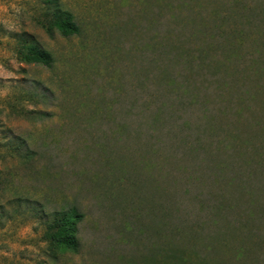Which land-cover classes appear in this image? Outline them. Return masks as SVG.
<instances>
[{
  "label": "rangeland",
  "instance_id": "obj_1",
  "mask_svg": "<svg viewBox=\"0 0 264 264\" xmlns=\"http://www.w3.org/2000/svg\"><path fill=\"white\" fill-rule=\"evenodd\" d=\"M0 0V114L16 158L0 264H264V0ZM27 31L54 57L19 63ZM75 207L78 250L47 234ZM36 212L38 213L37 215ZM161 252V253H160Z\"/></svg>",
  "mask_w": 264,
  "mask_h": 264
},
{
  "label": "trees",
  "instance_id": "obj_2",
  "mask_svg": "<svg viewBox=\"0 0 264 264\" xmlns=\"http://www.w3.org/2000/svg\"><path fill=\"white\" fill-rule=\"evenodd\" d=\"M49 5V10L41 19V25L48 31L56 29L63 36H71L80 32V27L74 20L73 15L57 6L58 0H45ZM9 36L16 40L13 47L15 58L19 63H37L51 67L54 62L53 55L45 49L39 41L36 40L27 31L7 32ZM27 95L14 98H2L3 106L0 108V114L7 111V117L12 112L18 115L27 116L29 111L26 108ZM5 123L0 116V127L5 129ZM8 132L10 130H7ZM5 130L0 138V215L1 217H12L11 212L5 211L6 205L10 203L23 204L32 203L33 206L38 202L36 199L24 197L16 194L13 189L17 171L14 170V160L20 158L29 161L34 158L36 151L29 147L26 139L15 134H8ZM38 213L36 212L35 215ZM47 237L58 248L78 250L80 241L78 238V222L82 215L75 207L67 208L63 211H57ZM161 253V252H160ZM190 260L186 256H178L175 264H189Z\"/></svg>",
  "mask_w": 264,
  "mask_h": 264
}]
</instances>
